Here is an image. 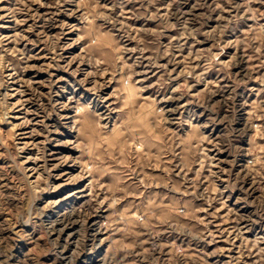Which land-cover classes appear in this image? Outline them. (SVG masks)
Wrapping results in <instances>:
<instances>
[{
  "label": "rangeland",
  "instance_id": "rangeland-1",
  "mask_svg": "<svg viewBox=\"0 0 264 264\" xmlns=\"http://www.w3.org/2000/svg\"><path fill=\"white\" fill-rule=\"evenodd\" d=\"M0 264H264V0H0Z\"/></svg>",
  "mask_w": 264,
  "mask_h": 264
},
{
  "label": "bare ground",
  "instance_id": "bare-ground-1",
  "mask_svg": "<svg viewBox=\"0 0 264 264\" xmlns=\"http://www.w3.org/2000/svg\"><path fill=\"white\" fill-rule=\"evenodd\" d=\"M21 100V99H20ZM27 102V101H26ZM23 105V104H22Z\"/></svg>",
  "mask_w": 264,
  "mask_h": 264
}]
</instances>
